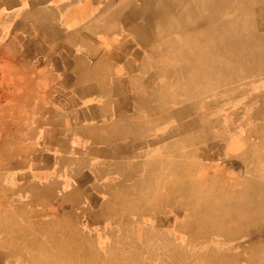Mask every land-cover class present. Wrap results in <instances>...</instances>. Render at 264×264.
Here are the masks:
<instances>
[{
    "label": "rangeland",
    "instance_id": "1",
    "mask_svg": "<svg viewBox=\"0 0 264 264\" xmlns=\"http://www.w3.org/2000/svg\"><path fill=\"white\" fill-rule=\"evenodd\" d=\"M44 1L60 0L32 3ZM73 1L116 14L109 13L103 30L86 26L69 34L65 47L53 42L46 57L14 59L0 42V264H43L61 254L69 264H220L224 257L226 264H264V185L258 186L264 183V0H224L226 6L216 0L219 7L212 8L205 2L211 0ZM64 2L67 11L71 4ZM189 4L194 21L202 20L173 26L190 13ZM125 18L132 25L121 31ZM29 19L44 22L34 13ZM75 33L101 54L129 41L145 90H158L133 136L147 142L148 154L108 190L102 227L72 209L76 202L54 183L67 179H52L61 160L44 138V123L62 116L56 103L67 85L58 58L75 60ZM51 108L59 112L52 116ZM182 179L223 198L226 215L218 218L229 240L196 214L200 208L189 202ZM247 184L258 190L241 198Z\"/></svg>",
    "mask_w": 264,
    "mask_h": 264
},
{
    "label": "crops",
    "instance_id": "2",
    "mask_svg": "<svg viewBox=\"0 0 264 264\" xmlns=\"http://www.w3.org/2000/svg\"><path fill=\"white\" fill-rule=\"evenodd\" d=\"M64 1L52 5L47 1L34 4L32 0H12L11 6L5 7V1L0 0V22L12 24V29L5 31L4 24L0 23L3 54L9 46L14 59L24 54L50 56L53 42L65 47L69 34L80 32L86 26L103 30L109 26V13L116 14V10L105 11L102 6L87 10L88 2L72 0H67L71 7L62 11ZM33 13L44 22H31L29 16ZM84 14L86 19L81 17ZM52 22L60 25L52 26ZM120 24L119 29L124 31L131 27V19L125 18ZM132 27L139 30L140 24ZM146 29L149 40L153 26L150 31ZM76 33L75 60L58 58L59 63L65 62L60 66L59 76L67 85L59 90L61 95L56 103L62 116L56 122L44 123L49 127L44 138L56 151L55 158L61 160L52 179H60L61 174L67 179L54 183L67 199L76 202L71 205L72 209L81 210L89 222L101 224L107 192L111 186L114 188L116 178L124 175L132 163L138 164L135 160L148 154L147 142L136 141L134 137L141 131L142 121L148 119L149 107L157 101L152 95L158 94V90H145L141 61L137 62L139 54L133 56L127 51L129 41L119 44L113 54H101L91 40ZM91 56L95 57L90 63ZM58 110L51 108L52 116Z\"/></svg>",
    "mask_w": 264,
    "mask_h": 264
},
{
    "label": "bare ground",
    "instance_id": "3",
    "mask_svg": "<svg viewBox=\"0 0 264 264\" xmlns=\"http://www.w3.org/2000/svg\"><path fill=\"white\" fill-rule=\"evenodd\" d=\"M213 1V2H212ZM206 2V7H219V4H225V2H227V0H220L219 4L217 5L216 0H211V1H205ZM227 4H225L226 6ZM171 6V5H170ZM173 9V6H171ZM186 9L190 12V13H185L183 14V17H178L177 19L174 20L173 22V26H177V27H181V26H188L191 25L192 22H196L201 19L202 17H200L199 19L196 18V20L194 21V17L193 16V6L190 7V4L186 7ZM220 12L219 14H221V8H219ZM197 13V12H196ZM223 13V12H222ZM207 19H209V16L207 17ZM199 22V21H198ZM211 24V23H210ZM213 24V23H212ZM219 25V24H218ZM218 25H211L210 27H218ZM194 60V59H193ZM197 60V59H195ZM202 60H199V62ZM196 62V61H195ZM205 69V68H204ZM181 185L184 187L183 189L188 193V200L189 202L195 206V207H199L200 209L198 210V213H196L199 216H203L204 218L206 217L209 220V224L208 225H212L213 229L216 227V231L215 234L217 235L216 237H220L222 239L220 240H224L227 241L229 240L230 236L228 234V230L223 227V223L221 221H219L220 219L218 218V216L221 217V215H224V213H222L223 208L226 209L227 206L222 207L223 204V198H221V196L219 195L218 197H214L212 196V194L209 193L208 188L206 187H202V186H197L195 183H193L190 187L188 186V180L187 179H182L181 180ZM262 185H264V183H260L258 186L262 187ZM264 187V186H263ZM246 190H242V192H239L238 194H240V197L243 198L244 195L242 193L246 192V191H250L253 188L247 184V187L245 188ZM254 191L258 190L257 188L253 189ZM217 191V189H216ZM215 191V192H216ZM215 192L213 194H215ZM217 194V193H216ZM222 202V204H220ZM225 205V203H224ZM227 205V204H226ZM228 211V210H226ZM230 212H233L234 210L230 209ZM264 211V210H263ZM225 212V211H224ZM261 212V211H260ZM248 214H250V211H247ZM226 215V214H225ZM224 215V216H225ZM210 216V218H209ZM223 216V217H224ZM228 216V215H227ZM226 216V217H227ZM213 217V218H212ZM243 218V217H242ZM198 226V224L196 223L195 225H189L190 229H194ZM95 251V250H94ZM55 254V253H54ZM52 255V254H50ZM52 258H54L55 261L53 260H48L47 258H43V264H63V263H67L69 264V256L61 254L59 256H51ZM202 257V256H201ZM206 259V258H205ZM202 260V259H201ZM228 261V258L224 257L221 258L219 260L220 264H226V262Z\"/></svg>",
    "mask_w": 264,
    "mask_h": 264
}]
</instances>
